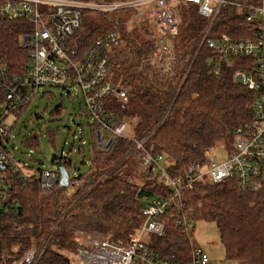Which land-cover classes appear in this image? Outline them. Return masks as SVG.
Returning <instances> with one entry per match:
<instances>
[{"label": "trees", "instance_id": "16d2710c", "mask_svg": "<svg viewBox=\"0 0 264 264\" xmlns=\"http://www.w3.org/2000/svg\"><path fill=\"white\" fill-rule=\"evenodd\" d=\"M228 1L264 4V0ZM232 4L221 10L207 36L209 20L199 14L198 7L179 4L173 54L158 66L153 61L161 30L154 17L131 24L137 13L134 9L84 13L81 28L68 44L81 58L98 39L110 32L118 34L120 43L111 52L109 77L117 89L126 91L127 101L113 94L105 100L106 110L128 123L135 141L146 139V152L163 157L172 177L183 176L191 165L204 164L208 152L217 146L231 153L236 131L253 120L255 94L235 80L237 67H219L217 61L219 41L243 39L247 31L256 30ZM27 30L26 23L0 15V58L14 75H22L26 67L27 53L20 39ZM61 111L59 106L53 115ZM82 115L90 118L84 111ZM89 125L88 169L70 180V185L80 181L82 186L69 193L70 187L57 184L44 190L37 182L14 179L8 203L17 207L9 210L10 223L3 238L8 259L35 249L36 264H73L66 253L77 254L82 233L126 245L144 223L143 208L154 198L171 196L172 190L158 174L141 168L145 154L133 151L135 142L117 139L110 151L99 153L95 124ZM27 140L38 143L33 135ZM63 164L68 171H80L68 155ZM140 168L142 184L134 182ZM177 204L161 218L164 233L151 235L147 244L159 258L171 264L190 262V239L174 220L192 213L195 223H215L226 260L264 264L263 193L243 189L235 180L200 181L183 192Z\"/></svg>", "mask_w": 264, "mask_h": 264}, {"label": "built area", "instance_id": "2783aa9c", "mask_svg": "<svg viewBox=\"0 0 264 264\" xmlns=\"http://www.w3.org/2000/svg\"><path fill=\"white\" fill-rule=\"evenodd\" d=\"M182 3L197 6L199 14L209 20L205 36L221 10L232 4L228 0H0L2 17L28 25L20 41L27 53L22 75H14L0 58V264H36L39 258L35 249L28 250L20 258L8 259L3 252V238L10 223L8 213L17 207L8 203L14 179L18 178L24 184L37 182L44 190L60 185L61 174L56 161L63 163V155L52 161L50 167L36 172L14 158V143L10 148L20 116L38 95L45 96L50 90L78 92L87 107L90 124H95L94 143L99 153L110 151L117 139L135 142L133 151L144 150L142 167L158 174L172 190L171 196L154 198L143 208L144 223L140 235L132 237L126 245L98 238L92 233L82 234L77 251L81 264H171L152 252L142 236H161L165 230L161 218L178 206L182 193L196 182L235 180L243 189L264 194V4L233 3L238 12L246 14V21L256 30L247 31L243 39L226 38L216 47L219 67H237L235 80L255 94L253 120L236 131L234 149L231 153L226 151L224 161L213 162L206 158L204 164L191 165L179 177L170 176L163 157H153L152 150L146 152V139L135 141L128 123L119 121L106 110L105 100L113 94L127 101L126 91L117 89L109 77L111 50L120 43L118 34L110 32L98 39L81 58L79 51L68 46L82 26L84 13L134 9L137 10L136 21L154 17L161 30L157 37L164 45L156 53L154 64L157 65V60L170 59L173 54L174 38L178 34L177 7ZM153 5L155 9L149 10L148 7ZM82 185L75 181L70 187ZM192 216V213H184L174 220L190 239L192 252L188 264H210L209 255L193 241L196 223Z\"/></svg>", "mask_w": 264, "mask_h": 264}, {"label": "rangeland", "instance_id": "374dc122", "mask_svg": "<svg viewBox=\"0 0 264 264\" xmlns=\"http://www.w3.org/2000/svg\"><path fill=\"white\" fill-rule=\"evenodd\" d=\"M135 16L136 13L131 24L136 22ZM70 93L50 90L46 92L45 96L40 94L20 116L12 133L14 141L10 145L11 148L12 144H15L16 151H12V153L17 161L28 164L37 172L51 166L53 155L59 157L68 155L72 164L78 165L80 168V171L77 169L69 171L72 177H76L78 173H83L88 169L92 153V135L89 127L91 121L90 118L82 115V111L89 114L78 92L71 90ZM50 94H52L51 97ZM59 106H61V113L53 115ZM32 135L38 139V143L33 144V141L29 140L30 144L28 140L26 141ZM36 144L37 151H35ZM71 146L73 149L69 153ZM206 156L210 161L221 162L226 158V150L222 146H217L210 150ZM83 160L86 162L84 165L82 164ZM141 168L143 169V167ZM141 168L138 169L137 179L134 180L139 184L143 183L138 174L141 172ZM75 188L76 186L70 187L69 193L73 192ZM140 228L132 237H139ZM150 237L151 235H144L142 239L148 243ZM193 241L209 255L210 264H241L238 261L226 260L224 246L213 222L198 221L193 233ZM66 254L71 258L73 264H81L77 254Z\"/></svg>", "mask_w": 264, "mask_h": 264}, {"label": "water", "instance_id": "95a60500", "mask_svg": "<svg viewBox=\"0 0 264 264\" xmlns=\"http://www.w3.org/2000/svg\"><path fill=\"white\" fill-rule=\"evenodd\" d=\"M56 159H57V156L53 155L52 160L56 161ZM56 165H57V167L60 171V174H61L60 185L65 187V188H69L71 175H70L69 171L67 170V167L59 161H56Z\"/></svg>", "mask_w": 264, "mask_h": 264}, {"label": "bare ground", "instance_id": "6f19581e", "mask_svg": "<svg viewBox=\"0 0 264 264\" xmlns=\"http://www.w3.org/2000/svg\"><path fill=\"white\" fill-rule=\"evenodd\" d=\"M148 9L149 10H153V9H155V6L153 5V6H150V7H148ZM148 18H151L150 16L148 17ZM20 41H21V39H20ZM163 43H160L159 41H158V48H159V51H160V49L163 47ZM118 46V45H117ZM117 46H113L112 47V50H111V52L113 51V49L115 48V47H117ZM158 51V52H159ZM111 61V60H110ZM158 62V64L157 65H155L154 63H155V60L153 61V66H158V65H161V62H160V60H157ZM110 65V64H109ZM25 113V112H24ZM57 156V155H56ZM153 157H154V155H152ZM57 157H59V156H57ZM195 226H196V224H195ZM27 253V252H26ZM25 253V254H26Z\"/></svg>", "mask_w": 264, "mask_h": 264}]
</instances>
